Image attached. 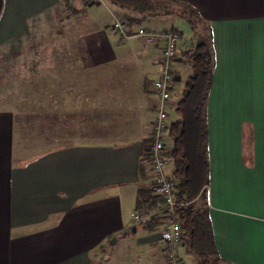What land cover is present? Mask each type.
Returning a JSON list of instances; mask_svg holds the SVG:
<instances>
[{
  "label": "crops",
  "instance_id": "1",
  "mask_svg": "<svg viewBox=\"0 0 264 264\" xmlns=\"http://www.w3.org/2000/svg\"><path fill=\"white\" fill-rule=\"evenodd\" d=\"M178 1L213 36L208 204L218 252L223 264H264V0ZM64 2L0 0V48L58 25ZM74 3L62 23L65 53L49 56L47 136L40 127L23 136L16 114L0 106V264H94L108 241L132 234L130 252L166 264L163 229L140 233L135 219L138 190L153 180L164 41L122 43L112 29L118 7ZM152 21L149 30H165ZM181 43L171 123L192 73ZM183 252L193 257L184 243Z\"/></svg>",
  "mask_w": 264,
  "mask_h": 264
},
{
  "label": "trees",
  "instance_id": "2",
  "mask_svg": "<svg viewBox=\"0 0 264 264\" xmlns=\"http://www.w3.org/2000/svg\"><path fill=\"white\" fill-rule=\"evenodd\" d=\"M107 1L129 12L125 19L132 33L133 28L139 27L152 17L176 16L187 20L192 27L195 17L202 19L194 7L178 0ZM67 5L68 10H73L69 3ZM210 37L213 38L212 33ZM186 55L190 59L192 73L175 105L178 119L171 124V148L167 156L174 165V194L182 203L178 208V216L185 234L186 252L197 258L195 264H223L216 245L208 204L210 161L207 112L215 68L212 43L208 39L203 40ZM141 172L142 181L146 184L149 179L147 168L142 166ZM163 204L164 200L154 192L152 186L144 185L138 190L136 211L141 216L159 210ZM165 222L164 216L156 214L141 226L152 233L163 229Z\"/></svg>",
  "mask_w": 264,
  "mask_h": 264
},
{
  "label": "rangeland",
  "instance_id": "3",
  "mask_svg": "<svg viewBox=\"0 0 264 264\" xmlns=\"http://www.w3.org/2000/svg\"><path fill=\"white\" fill-rule=\"evenodd\" d=\"M84 1L95 4L104 3L105 7L109 6V4H105L107 0ZM74 2L75 0H65L64 11L58 13L57 16L58 25H54L55 22H52L45 28L34 30L25 43L0 48V106L6 107L9 111L16 114L19 129L23 136H33L34 130L36 131L39 127L41 132L44 133L41 136H47L48 108L42 104L47 103L49 99L47 88L49 72L52 69L49 67V56L50 53L58 56L61 53H65L62 39L66 35V29L62 23L66 20V14L68 16L71 15L68 11L67 3L72 6V4H75ZM119 10L118 12H112V16L115 19L112 29L116 34H119L115 28L116 21L120 20L128 25L125 16L129 12L124 9ZM149 19H155L151 25L157 26L159 29L174 28L180 32L181 44L184 46V52L181 56L188 60L190 59L186 55L187 52L193 50L199 42L207 39L210 42L212 41L210 37L212 32L210 33L208 23L204 19L197 17L194 18L193 27L187 21L181 20L176 16H160L146 19L139 27L133 28V30L137 31L140 28L148 29L150 27V23L147 22ZM172 24H174L173 27H171ZM52 25L54 28L51 31ZM69 31L71 30L69 29ZM57 43L60 44L58 45ZM181 84H179V87H181ZM178 93V95L181 94L180 90ZM171 117L172 120L178 119L175 111L171 113ZM173 172L174 165L170 162L167 173L172 177ZM142 231L143 227L140 226L139 232L141 233ZM136 236L132 234L130 237H121L119 240L113 238L111 241H108L94 264H149L147 257H143L139 252H130L129 248H127V242L135 240ZM180 257L184 264H195L198 261L194 256L188 258L184 252L180 253Z\"/></svg>",
  "mask_w": 264,
  "mask_h": 264
},
{
  "label": "built area",
  "instance_id": "4",
  "mask_svg": "<svg viewBox=\"0 0 264 264\" xmlns=\"http://www.w3.org/2000/svg\"><path fill=\"white\" fill-rule=\"evenodd\" d=\"M115 28L119 32L122 43L127 42L134 36L141 37L148 43H153L157 39L164 41L161 74L154 83L159 105L157 117L153 124L154 134L150 151V163L153 170L151 186L154 192L162 197L164 204L159 210L145 216L136 214L135 219L138 224H142L156 214L164 216L166 222L162 231V239L167 256L166 264H184L179 253V248L185 240V234L178 216V208L182 203L176 199L174 194L175 181L167 173V168L171 162L167 153L169 151V135L172 124L170 121V111L174 102V64L179 55L181 34L174 28L165 29L160 32L140 28L132 33L129 26L120 20L116 21Z\"/></svg>",
  "mask_w": 264,
  "mask_h": 264
},
{
  "label": "water",
  "instance_id": "5",
  "mask_svg": "<svg viewBox=\"0 0 264 264\" xmlns=\"http://www.w3.org/2000/svg\"><path fill=\"white\" fill-rule=\"evenodd\" d=\"M137 230V228L135 227V228H133V231H136ZM128 234V232H126V233H124V235H127ZM116 241V240H115Z\"/></svg>",
  "mask_w": 264,
  "mask_h": 264
}]
</instances>
